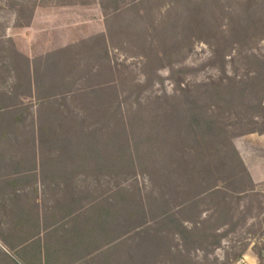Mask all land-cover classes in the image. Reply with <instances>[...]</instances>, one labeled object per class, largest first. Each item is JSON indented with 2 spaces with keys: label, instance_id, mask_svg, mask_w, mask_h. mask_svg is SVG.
Returning a JSON list of instances; mask_svg holds the SVG:
<instances>
[{
  "label": "rangeland",
  "instance_id": "obj_1",
  "mask_svg": "<svg viewBox=\"0 0 264 264\" xmlns=\"http://www.w3.org/2000/svg\"><path fill=\"white\" fill-rule=\"evenodd\" d=\"M99 1L54 0L60 4H75L36 6V9L35 5L42 0H0V52L8 54L13 63L24 64L7 45H14L19 55L31 62L57 49L72 47L73 51L63 55L67 59L74 57L72 60L82 66L75 67L83 71L78 78L79 73L72 68L66 77L76 83L73 92L77 94L57 98L58 103L51 104L52 111L44 116L62 120L64 129L70 132L75 120L79 132L72 138L74 145L77 140L78 145H87L89 141L92 146L95 140L92 131L96 130L104 148L101 159L118 163L112 170L102 172L104 175L99 181L94 179H99V174L91 171V180L85 170L88 179L86 182L78 180L81 186L89 187L91 183L95 191L101 192L111 189V182L126 191V199L140 196L145 200L144 208L140 206L139 214L134 212L132 220L128 211L117 213L116 231L107 236L103 245L112 239L115 245L127 240L126 234L136 227L140 230L139 260H150L153 264H202L206 253L198 250L201 243L196 241L200 235L186 241L189 250L185 252L190 251L189 255L183 252L181 242L173 241V235L158 222L160 213L150 201L148 178H135L127 169L132 162L175 155L178 144L167 139L162 154H154L155 147L146 151L143 148V152L137 154V148L135 151L127 149L123 141L127 121L134 123L142 119V115H149L156 125L159 121L164 123L169 117L161 106L164 102L184 104L194 98L191 91L205 92L213 96L209 101L223 113H239L254 99V108H249L247 114L253 115L252 118L260 115L258 119L253 118V124L237 127L230 138L251 178L243 189L254 191L238 201L235 197L239 188L231 184L226 187L225 192L231 195L228 198L231 208L236 207L232 208L234 222L242 226L234 231L222 230L221 247L211 249L207 256L212 264H226L227 259L230 260L227 264H264V109H258L255 102V99L261 100L264 106V0H105L104 12ZM32 8L36 10L34 17L30 25L24 27ZM116 16L119 17L115 19ZM105 43L109 54L104 51ZM39 64L37 60L38 68ZM58 91H65V87L60 86ZM134 99H138L141 106L135 105ZM246 129H254V132H245ZM28 136L26 128L21 137L26 144ZM25 150V146L18 149V157ZM55 150L54 156L64 159V153L58 148ZM47 153L45 155H50ZM2 163L4 169L0 178L5 179L7 186L1 184L0 251L9 256L11 264H25L4 245L21 237L15 230L19 229L15 217L24 214L29 219L20 227L25 233L23 242L43 244V217L56 211L55 207L67 196L53 189L57 184L63 185L61 181H54L47 171L16 174L8 169L9 159ZM166 163L172 167L178 164H173L170 158ZM117 170L121 174L112 175ZM12 179L23 181L9 186L7 182ZM221 197L208 199L206 205L211 206L212 200L222 210ZM28 229L37 235H28ZM129 242L132 246L131 239ZM103 245L98 247L102 252L108 247ZM196 257L201 260L198 262ZM214 257L218 261H214ZM120 261V256H114V264ZM205 262L203 264H210Z\"/></svg>",
  "mask_w": 264,
  "mask_h": 264
},
{
  "label": "trees",
  "instance_id": "obj_2",
  "mask_svg": "<svg viewBox=\"0 0 264 264\" xmlns=\"http://www.w3.org/2000/svg\"><path fill=\"white\" fill-rule=\"evenodd\" d=\"M66 4L75 3L64 2L60 5ZM104 4L105 0L99 1L103 12ZM36 6L38 5H35V8ZM35 8L30 9L31 15L24 27L30 25ZM102 36L104 35L100 34V37ZM4 39L8 41L6 36ZM7 46L24 64H15L8 54L5 56L0 52V173L4 169L2 162L6 158L11 164L8 169L16 174H44L47 171L54 181H61L63 185L57 184L53 189L62 191L63 196H67L60 206L55 207L56 211L51 212L49 217H43L42 264H114V256L121 257L120 264H153L150 260H139L140 230L136 227L126 234L127 240L115 245L112 239L104 244L108 246L105 251L98 249L99 245L106 242L107 236L116 231L114 226L117 223V213L128 211L129 220H132L134 212L139 214L140 206L144 208L145 200L140 196L136 199H126V191L111 182V189L101 192L95 191L91 183L89 187L81 186L82 182L78 180L86 182L88 176L92 180L91 171L99 174V179L94 177L99 181L104 175L102 172L112 170L118 163L112 164L101 159L104 148L100 145L96 130L92 131L95 137L92 146L89 141L87 145H78L77 140L74 145L72 138L79 132L75 120L70 132L64 129L62 120H51L44 116L52 111L51 104L58 103L57 98L63 99L77 94L73 92L76 83L66 77L69 76V68H72L79 73L78 78L83 72L79 71L82 66L72 60L74 57L69 56L67 59L63 55L66 51H73L72 47L68 45L57 49L31 62L29 58L19 55L14 45ZM104 51L109 54L106 43ZM37 60L40 61V68L36 66ZM75 67H79V70ZM60 86H64L65 91L60 93ZM205 95L207 97H204ZM191 97H194L191 102L185 101L184 104L175 102L170 105L164 102L161 106L169 116L164 123L159 121L156 125L149 115H142V119L139 118L140 120L134 123L127 121L123 143L127 149L135 151L137 148V154L142 153L143 148L146 151L152 147H155L154 154H162L163 146L168 143L167 139L178 144L175 155L166 154L165 158L132 162L127 169L135 178H148L150 201L155 211L160 213L158 222L166 228L170 236L173 235V241L176 239L181 242L182 251L185 252L189 250L186 241L200 235L196 241L201 243L198 250L206 253L202 264L205 260V263L212 264L207 252L221 247V231L225 228L234 231L242 226L234 222L232 208L236 207L231 208L228 200L231 195L225 192L226 187L231 184L239 188L235 197L238 201L241 196L254 192L252 189H243L251 178L231 145L230 138L237 127L245 128L244 126L253 124V118L258 119L260 115H254L252 118L253 115L247 114L249 108H254V99H250L239 113H223L216 109V104L209 101V98H213L211 94L191 91ZM255 102L258 109H264L261 100L255 99ZM134 104L141 106L138 99H134ZM34 110L36 114H33ZM26 128L29 129L28 144L21 139ZM245 132H254V129ZM88 133L89 131L87 136ZM23 146L26 150L18 157V149ZM56 148L64 153V159L54 156ZM105 148L108 151L106 144ZM169 158L173 164H178L173 167L168 165L166 159ZM174 158L177 159L176 162ZM238 169L241 172H238ZM85 170L89 172L88 176ZM118 174H121L119 170L112 175ZM21 181L23 180L12 179L7 183L9 186H16ZM1 184L7 186L5 179L0 178V192L3 191ZM218 195H222V210H219L212 200L211 206L206 205L208 199ZM37 227L40 228V220ZM0 256L3 258L0 264H11L12 260L6 253L0 251ZM196 260L199 262L201 259L196 257ZM214 261H218V258L214 257ZM229 262L227 259L226 264Z\"/></svg>",
  "mask_w": 264,
  "mask_h": 264
},
{
  "label": "crops",
  "instance_id": "obj_3",
  "mask_svg": "<svg viewBox=\"0 0 264 264\" xmlns=\"http://www.w3.org/2000/svg\"><path fill=\"white\" fill-rule=\"evenodd\" d=\"M51 1V2H50ZM54 0H42V3H39L38 7H48V6H62L66 7L68 5H60L57 2H53ZM53 4H50V3ZM36 8V9H37ZM36 11V10H35ZM35 14V12H34ZM34 17V15H33ZM16 223L19 226V229H15L16 233H18L21 237L18 241H8V243H4L7 250L15 252L16 256L21 259L22 261H25V264H42L43 261V244L38 243H31L30 241L23 242L22 240L25 239V233L20 228L21 226H24L26 223L29 222V219L24 214H18L15 217ZM28 235L36 236L37 232H33L32 229H28Z\"/></svg>",
  "mask_w": 264,
  "mask_h": 264
}]
</instances>
